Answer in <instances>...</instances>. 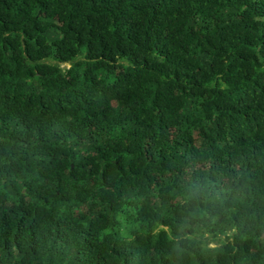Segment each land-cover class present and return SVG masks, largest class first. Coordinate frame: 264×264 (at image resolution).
<instances>
[{
  "label": "trees",
  "instance_id": "16d2710c",
  "mask_svg": "<svg viewBox=\"0 0 264 264\" xmlns=\"http://www.w3.org/2000/svg\"><path fill=\"white\" fill-rule=\"evenodd\" d=\"M0 264H264V0H0Z\"/></svg>",
  "mask_w": 264,
  "mask_h": 264
}]
</instances>
